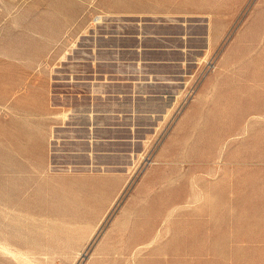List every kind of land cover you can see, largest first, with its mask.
Segmentation results:
<instances>
[{
	"label": "rangeland",
	"instance_id": "374dc122",
	"mask_svg": "<svg viewBox=\"0 0 264 264\" xmlns=\"http://www.w3.org/2000/svg\"><path fill=\"white\" fill-rule=\"evenodd\" d=\"M23 64L49 113L0 105V264H264V0H0Z\"/></svg>",
	"mask_w": 264,
	"mask_h": 264
},
{
	"label": "crops",
	"instance_id": "0c3cea01",
	"mask_svg": "<svg viewBox=\"0 0 264 264\" xmlns=\"http://www.w3.org/2000/svg\"><path fill=\"white\" fill-rule=\"evenodd\" d=\"M20 67L21 69H19L18 74H8V79H11L7 85L4 86L0 83L1 94L6 93L8 95L7 100L5 97L6 101L3 97H0V105L9 102L11 107L14 105L17 109L22 108L21 111H18L20 114L44 116L49 113L47 77L33 74V65L23 64ZM9 72L10 70H8V73ZM35 84L41 85L36 86ZM13 96H16L15 99ZM31 130L34 136L31 142L32 159H28V162L31 164V169L33 171L41 173L46 172L49 127L46 124H36ZM1 145L2 142L0 140V146ZM50 180L51 178H47L43 183L49 184ZM31 193L34 195L37 192L33 189Z\"/></svg>",
	"mask_w": 264,
	"mask_h": 264
},
{
	"label": "bare ground",
	"instance_id": "6f19581e",
	"mask_svg": "<svg viewBox=\"0 0 264 264\" xmlns=\"http://www.w3.org/2000/svg\"><path fill=\"white\" fill-rule=\"evenodd\" d=\"M98 17V16H97ZM95 19V18H94ZM96 20V19H95ZM94 20V21H95ZM99 21V20H98ZM86 28V27H85ZM87 28H88V26H87ZM87 31V30H86ZM85 31V32H86ZM11 112V111H10ZM63 113H65L64 111H62ZM63 113H62V115H63ZM61 115V114H60ZM91 116V115H90ZM51 132H52V130H51ZM49 140V139H48ZM49 143V142H48ZM91 166V165H90ZM65 170V169H64ZM69 170H73V169H67V171H69ZM82 170V169H81ZM94 170V169H93ZM77 171V170H76ZM104 171V170H103ZM4 238V240H5V237H3ZM7 243V242H6ZM9 244V243H8ZM10 245V244H9ZM13 247V246H12ZM0 251H1V253H3V254H7V255H10V256H12V257H14V258H16L17 257V255H19V253L18 252H15V251H13L10 247H8L6 244H4L3 243V241L2 242H0ZM5 256V255H4ZM7 257V256H6ZM9 257V256H8Z\"/></svg>",
	"mask_w": 264,
	"mask_h": 264
}]
</instances>
